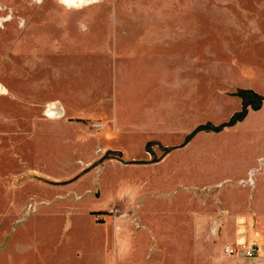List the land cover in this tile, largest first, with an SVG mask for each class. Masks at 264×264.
<instances>
[{"label":"rangeland","instance_id":"obj_1","mask_svg":"<svg viewBox=\"0 0 264 264\" xmlns=\"http://www.w3.org/2000/svg\"><path fill=\"white\" fill-rule=\"evenodd\" d=\"M166 29L190 38L115 45ZM247 90L264 0H0V264H241L264 110L224 125Z\"/></svg>","mask_w":264,"mask_h":264},{"label":"crops","instance_id":"obj_2","mask_svg":"<svg viewBox=\"0 0 264 264\" xmlns=\"http://www.w3.org/2000/svg\"><path fill=\"white\" fill-rule=\"evenodd\" d=\"M116 34V40H122L120 43H115L117 46H121L122 43L124 44L125 41L133 39L136 42H142L143 44H146L149 47H154L155 49L160 47L164 48L165 50L170 45H173L175 43H179L181 39L189 40L190 35L187 31H181L176 32L173 31V29H166L165 31L160 30H136L134 32L130 31H123V32H117ZM200 32L198 33V41ZM195 36V35H194ZM157 50V49H156ZM155 56V55H154ZM164 61V60H163ZM242 101L240 104H238L237 108L234 109L233 113L236 111H239L242 106ZM261 109L259 110H252L250 109L245 119L249 118L251 114L259 113L264 110V101L261 105ZM232 113V114H233ZM262 157V156H261ZM259 157V159L261 158ZM261 186V183L259 185V188ZM259 188L257 192H259ZM257 197V196H256ZM230 204L228 205L230 207L229 211L231 213L230 217L228 218V222L232 228H237L238 232H245L246 235L244 236V241L239 243H251L256 242L259 246V254L256 257L253 258H246L241 257L239 259H242L240 261L241 264H264V243H261L262 238H264V205L263 202L259 198H253L252 203L249 204L248 210L244 208V206L239 204L238 200L231 199ZM217 220V219H216ZM219 222L221 219H219ZM215 222V221H214ZM114 236V243H120V240L122 236H120L122 230L116 226L112 229ZM259 235V238H255V234ZM261 239V240H260ZM110 240V237L108 238V241ZM237 242V243H238ZM228 255V254H227ZM232 256V255H230Z\"/></svg>","mask_w":264,"mask_h":264},{"label":"trees","instance_id":"obj_3","mask_svg":"<svg viewBox=\"0 0 264 264\" xmlns=\"http://www.w3.org/2000/svg\"><path fill=\"white\" fill-rule=\"evenodd\" d=\"M243 94H244V106H243V110L239 113H236L233 118L231 119V121L227 124H225L224 126H227V125H233L235 124L237 121L243 119L245 117V115L247 114L248 112V109L249 107L251 106L253 109L257 110L260 108V106L262 105V98L259 94L253 92V91H243ZM208 128V125L206 126H201L198 128V130H201V129H207ZM221 127L219 128H215L216 130H219Z\"/></svg>","mask_w":264,"mask_h":264},{"label":"built area","instance_id":"obj_4","mask_svg":"<svg viewBox=\"0 0 264 264\" xmlns=\"http://www.w3.org/2000/svg\"><path fill=\"white\" fill-rule=\"evenodd\" d=\"M95 127L99 128V124H94ZM254 181L250 179L248 181L249 184H252ZM245 184V182H242ZM214 224L218 225L219 220H215ZM226 254L228 255H235L238 257H246V258H253L259 254V246L256 242L251 243H237L236 247L228 246L225 249Z\"/></svg>","mask_w":264,"mask_h":264},{"label":"bare ground","instance_id":"obj_5","mask_svg":"<svg viewBox=\"0 0 264 264\" xmlns=\"http://www.w3.org/2000/svg\"><path fill=\"white\" fill-rule=\"evenodd\" d=\"M60 112H62V111L60 110Z\"/></svg>","mask_w":264,"mask_h":264}]
</instances>
